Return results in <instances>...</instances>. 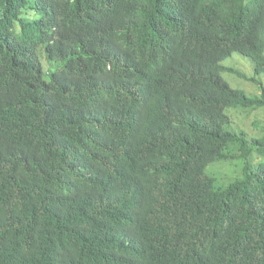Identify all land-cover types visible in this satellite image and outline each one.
<instances>
[{"label":"trees","instance_id":"16d2710c","mask_svg":"<svg viewBox=\"0 0 264 264\" xmlns=\"http://www.w3.org/2000/svg\"><path fill=\"white\" fill-rule=\"evenodd\" d=\"M262 75L264 0H0V264H264Z\"/></svg>","mask_w":264,"mask_h":264},{"label":"rangeland","instance_id":"374dc122","mask_svg":"<svg viewBox=\"0 0 264 264\" xmlns=\"http://www.w3.org/2000/svg\"><path fill=\"white\" fill-rule=\"evenodd\" d=\"M222 65L226 68H231L235 71L240 72L246 78L253 77L251 62L248 59L240 56L238 53H234L230 58H227L226 60H224ZM222 77L227 81V83L230 85V87H232L234 89L243 90L246 94H248L250 96H253V95L258 96V94L261 93V87L252 83L248 79L239 78L235 74H231L228 71L223 72ZM257 79L261 82V84L264 88V75L258 77ZM259 110L260 109L255 110V111H256V113H258L259 118L262 119V118H264V114L261 113ZM226 113L231 117V121H233L236 125H239L241 128H243V127L240 124V122H242V120H244L245 123H243V124H244L245 128L247 129L246 132L249 131L252 134L254 133L253 129L257 126V123L253 122V120L255 119L254 114L249 115L250 116L249 117L248 116L249 113L244 112V111H242L240 113L238 110H235V109H228V110H226ZM234 113H236V114H234ZM238 116L240 117L239 120H238ZM242 116L246 119H243ZM234 123H231V125H233ZM245 128H243V129H245ZM217 164H221V163L219 162V163H214V164L210 165L207 168L206 172H208V170L211 167L216 166ZM224 179L228 182L231 181L230 179L225 178V177H224ZM223 182H222V184H223Z\"/></svg>","mask_w":264,"mask_h":264}]
</instances>
